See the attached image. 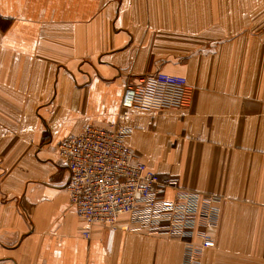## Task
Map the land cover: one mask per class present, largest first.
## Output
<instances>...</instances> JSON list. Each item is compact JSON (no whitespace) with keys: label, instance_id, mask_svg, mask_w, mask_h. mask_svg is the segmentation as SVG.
Masks as SVG:
<instances>
[{"label":"crops","instance_id":"1","mask_svg":"<svg viewBox=\"0 0 264 264\" xmlns=\"http://www.w3.org/2000/svg\"><path fill=\"white\" fill-rule=\"evenodd\" d=\"M158 72L185 77L191 105L132 113L126 146L217 198L214 247L127 216L88 228L70 202L59 144ZM189 261L264 264V0H0V264Z\"/></svg>","mask_w":264,"mask_h":264},{"label":"built area","instance_id":"2","mask_svg":"<svg viewBox=\"0 0 264 264\" xmlns=\"http://www.w3.org/2000/svg\"><path fill=\"white\" fill-rule=\"evenodd\" d=\"M192 97L185 77L164 72L146 76L126 86L117 121L105 127L86 125L59 144L58 155L70 172V202L88 228L114 226L127 216V231L199 237L202 247L215 246L209 230L217 225L216 209L205 204L217 198L204 199L182 188L179 177L159 176L126 146L132 130L124 122L132 113L186 109ZM168 188L174 190L171 202L165 199ZM84 236L89 238L90 231Z\"/></svg>","mask_w":264,"mask_h":264}]
</instances>
